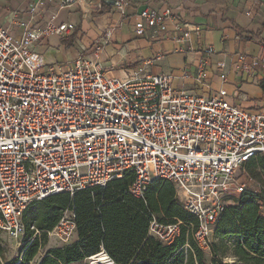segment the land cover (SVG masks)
<instances>
[{"label":"built area","instance_id":"built-area-1","mask_svg":"<svg viewBox=\"0 0 264 264\" xmlns=\"http://www.w3.org/2000/svg\"><path fill=\"white\" fill-rule=\"evenodd\" d=\"M76 2L33 0L26 22L18 24L19 37L0 25V231L20 238L22 214L32 201L102 187L126 172L134 174L128 190L138 198L153 178L174 185L178 202L195 218L193 242L205 253L233 194L254 185L262 194L257 206L264 217V182L245 167L251 158L264 157V104L249 109L230 101L224 89L206 94L176 88L170 74H148L141 66L123 77L114 75L100 62L105 42L95 46L93 57L79 55L65 68L45 63L35 45L72 29V23L55 20ZM111 3L123 16L126 1ZM46 8L49 19L34 27ZM134 16L139 36L150 28L166 31L173 18L168 9L148 6ZM176 30L177 41L187 37L182 26ZM205 64L192 76L196 85L208 88L211 72ZM233 64L254 77L264 71V52L236 53ZM214 67L225 81V63ZM181 224L153 216L148 235L170 243ZM47 235L69 243L75 235L74 212L63 210ZM77 264L115 263L101 248Z\"/></svg>","mask_w":264,"mask_h":264},{"label":"crops","instance_id":"crops-1","mask_svg":"<svg viewBox=\"0 0 264 264\" xmlns=\"http://www.w3.org/2000/svg\"><path fill=\"white\" fill-rule=\"evenodd\" d=\"M32 1L0 0V25L14 37L20 36L18 24L26 22ZM101 1L108 0H78L59 11L55 23L68 22L73 27L35 45L45 63L65 68L79 55L93 57L95 46L105 42L100 62L114 75L123 77L141 66L148 74H170L176 88L206 94L224 89L230 101L243 107L254 109L264 104V71L247 77L233 64L236 53L264 52V45L250 38L259 36L264 42V0H125L123 16L113 9L111 0L100 14ZM147 6L170 10L173 18L166 31L150 28L144 35H136L134 15ZM49 16V9H43L34 27L44 25ZM176 25L188 33L185 39L176 40L180 34ZM208 46L213 49L210 54L204 51ZM204 61L211 72L208 88L196 85L192 76ZM218 62L225 63V81L219 79L214 67Z\"/></svg>","mask_w":264,"mask_h":264},{"label":"trees","instance_id":"trees-1","mask_svg":"<svg viewBox=\"0 0 264 264\" xmlns=\"http://www.w3.org/2000/svg\"><path fill=\"white\" fill-rule=\"evenodd\" d=\"M109 3L101 1L100 14ZM250 38L264 45L259 36ZM245 167L252 177L264 182L258 172H264V157L251 158ZM133 179L134 174L126 172L102 187L79 190L73 195L60 192L32 201L22 214L23 246L11 264H29L36 257L47 231L65 209L74 212V238L47 249L37 264H77L101 248L115 264H264V217L258 211L257 200L262 198L258 190L246 188L233 205H226L214 227L216 242L212 241L210 251L205 253L193 242L190 225H195V218L178 202L174 185L153 178L143 197L138 198L128 190ZM153 216L160 222L182 221L179 234L170 243L148 235ZM229 240H233L234 262L225 263L221 257L228 248L224 243Z\"/></svg>","mask_w":264,"mask_h":264},{"label":"rangeland","instance_id":"rangeland-1","mask_svg":"<svg viewBox=\"0 0 264 264\" xmlns=\"http://www.w3.org/2000/svg\"><path fill=\"white\" fill-rule=\"evenodd\" d=\"M260 173V179L264 180V172L258 171ZM248 188L256 189L257 188L254 185H249ZM238 197V194H233L228 202V205H233L235 199ZM42 233H40L41 235ZM213 242H216V239H213ZM232 242L233 240H229L225 242L224 244L228 247L225 251V254L221 257L222 261L225 263H232L234 262V257L232 255ZM22 243L20 241V238H12L7 233L0 231V264H11L15 259L18 257V253L20 248L22 247ZM61 246L60 243L52 237H49L46 234L45 243L39 248L38 253L36 257L29 263V264H37L40 257H42L46 250L52 247H58ZM207 260H210L211 256L206 255ZM18 261L15 263L17 264Z\"/></svg>","mask_w":264,"mask_h":264}]
</instances>
